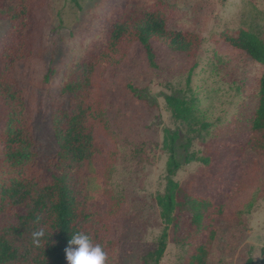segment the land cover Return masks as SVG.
Listing matches in <instances>:
<instances>
[{
    "label": "rangeland",
    "instance_id": "rangeland-1",
    "mask_svg": "<svg viewBox=\"0 0 264 264\" xmlns=\"http://www.w3.org/2000/svg\"><path fill=\"white\" fill-rule=\"evenodd\" d=\"M157 1L171 7L167 28L198 35L200 50L188 57L152 45L151 65L145 48L135 44L125 63L105 72L106 136L100 139L114 151L113 164H72L65 171L71 190L88 208L117 205L106 264H141L163 229L155 199L166 185L164 131L178 130L191 138L186 152L178 141V155L191 154L194 161L173 179L191 204L176 212L158 264H185L191 247L210 239L207 264H264V158L243 149L264 67L220 40L223 32L245 30L264 42V0H77L78 7L47 0L42 56L12 69L31 120L34 171L45 179L63 175L55 117L59 110L72 113L76 98L61 93L64 82H82L85 60L105 46L113 24L143 21ZM15 6L7 0L0 11V43L10 30L4 18ZM171 94L187 101L191 125L171 117L165 103ZM5 222L4 216L0 230Z\"/></svg>",
    "mask_w": 264,
    "mask_h": 264
},
{
    "label": "trees",
    "instance_id": "trees-1",
    "mask_svg": "<svg viewBox=\"0 0 264 264\" xmlns=\"http://www.w3.org/2000/svg\"><path fill=\"white\" fill-rule=\"evenodd\" d=\"M78 7L77 0H71ZM47 0H15L16 6L4 20L10 30L0 43V220L6 222L0 230V264H67L65 249L74 233L87 234L94 244H100L109 255L107 235L117 215V205L102 211L98 206L86 207L71 190L66 170L72 164H102L109 168L115 153L106 147L100 135L106 136L101 83L108 69L126 62L135 44L145 48L148 61L154 64L152 45L194 57L202 39L190 31L167 28L170 5L157 1L148 9L143 21H118L113 24L105 46L91 53L85 60L86 75L82 82H64L62 94H75L72 113L59 110L54 132L59 144L58 162L63 175L45 179L34 171L33 136L30 117L25 112L23 95L12 77L14 65L42 56L41 43L47 22L44 6ZM7 0H0V11ZM220 40L232 51L243 53L264 67V42L256 35L240 30L234 34L223 32ZM138 98L137 93L130 88ZM165 103L175 121L193 123L187 101L180 95L165 96ZM104 133V134H103ZM184 152L189 150L191 138L180 131H164L163 146L168 153L166 185L156 196L159 218L163 225L156 247L140 258L141 264H158L168 241V231L175 214L187 206V195L174 177L184 165L194 161L191 154L178 155L177 143ZM244 150L264 158V72L258 81V104L251 124V135ZM42 231L37 244L34 232ZM211 239L192 246L185 264H207Z\"/></svg>",
    "mask_w": 264,
    "mask_h": 264
},
{
    "label": "clouds",
    "instance_id": "clouds-1",
    "mask_svg": "<svg viewBox=\"0 0 264 264\" xmlns=\"http://www.w3.org/2000/svg\"><path fill=\"white\" fill-rule=\"evenodd\" d=\"M34 241L39 244L42 231L34 232ZM67 264H106L107 254L100 244H94L91 238L82 232L74 233L65 249Z\"/></svg>",
    "mask_w": 264,
    "mask_h": 264
}]
</instances>
